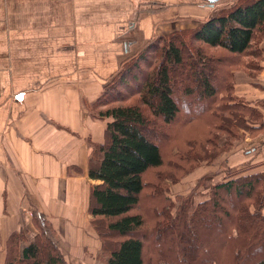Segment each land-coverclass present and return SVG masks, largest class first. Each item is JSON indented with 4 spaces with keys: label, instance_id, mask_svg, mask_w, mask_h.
I'll return each instance as SVG.
<instances>
[{
    "label": "trees",
    "instance_id": "trees-1",
    "mask_svg": "<svg viewBox=\"0 0 264 264\" xmlns=\"http://www.w3.org/2000/svg\"><path fill=\"white\" fill-rule=\"evenodd\" d=\"M227 1L197 26L140 45L89 107L106 121L103 141L88 142L87 175L98 182L88 201L96 264H264L258 165L230 169L219 182L206 173L190 193L169 196L202 164L264 134V97L239 95L235 85L237 72L256 79L263 68L264 0ZM200 186L204 198L195 202ZM32 222L33 235L7 237L3 264H74L46 217ZM207 224L211 238L191 242Z\"/></svg>",
    "mask_w": 264,
    "mask_h": 264
},
{
    "label": "crops",
    "instance_id": "crops-1",
    "mask_svg": "<svg viewBox=\"0 0 264 264\" xmlns=\"http://www.w3.org/2000/svg\"><path fill=\"white\" fill-rule=\"evenodd\" d=\"M227 4L0 0V264L10 233L36 232L34 215L51 223L69 261L95 255L100 242L88 201L90 186L98 182L87 175L88 142L103 141L106 121L89 107L140 45L193 28ZM260 45L264 55V38ZM261 66L256 79L236 81L239 95L264 97L254 86H264V59ZM247 142L252 151H237L230 164L264 171V134Z\"/></svg>",
    "mask_w": 264,
    "mask_h": 264
},
{
    "label": "rangeland",
    "instance_id": "rangeland-1",
    "mask_svg": "<svg viewBox=\"0 0 264 264\" xmlns=\"http://www.w3.org/2000/svg\"><path fill=\"white\" fill-rule=\"evenodd\" d=\"M206 52L208 54H211V48H207L206 49ZM179 71V70H177ZM243 71H239L237 72L236 74V78L235 80L236 81H241L243 79V77L245 76L244 72L242 73ZM183 115V113H181ZM180 118L183 119V117L180 115ZM180 120V119H179ZM259 137V136H258ZM258 137L256 138H246L244 140H241L239 141L236 146L232 149V151L228 152V153H225L223 155H221L215 162L214 165H206V164H202V167H200L192 176L186 178V180H182L180 183L178 184H175V185H171L169 188H170V191H169V196L170 197H174L178 194H188L190 193L193 188L196 186L198 180L201 178V177H204L206 176L205 174L207 173V175L211 172H214L216 175L215 176H212L213 179L211 180V176H208V177H204L205 179H207L208 181H212V182H219L223 179V176L228 174V170H230L229 168H232V169H238L240 165V163H237V164H234V165H231L230 164V157L233 156L234 154H236V152H240L242 151V154H245L246 151H252V148L254 147L253 145H247V140L250 139L251 141H254L255 139H257ZM213 168V169H211ZM188 179V180H187ZM204 189H203V186H200L199 188H197L195 190V194L193 196V200L195 202H198V201H201L203 200L204 198ZM210 221V220H209ZM207 226V229L206 230H202L199 234L200 237H198V235L194 234L192 231L191 233L189 234V239L191 242H193L194 244H197V239L198 240H201V241H204V240H207L209 238H211V226L209 224L206 225ZM213 235H216V233H213ZM91 244V243H90ZM166 245L168 246V243H166ZM66 258H70L68 255H65ZM94 255L92 256L91 255H88L86 256V259H84V261H80V263L75 259H70V261H74L76 264H96V260H94Z\"/></svg>",
    "mask_w": 264,
    "mask_h": 264
},
{
    "label": "water",
    "instance_id": "water-1",
    "mask_svg": "<svg viewBox=\"0 0 264 264\" xmlns=\"http://www.w3.org/2000/svg\"><path fill=\"white\" fill-rule=\"evenodd\" d=\"M207 3L209 4H213L214 2H216L217 0H205Z\"/></svg>",
    "mask_w": 264,
    "mask_h": 264
}]
</instances>
